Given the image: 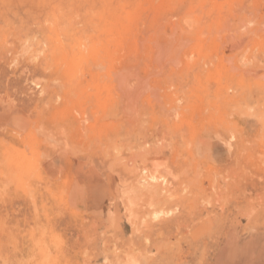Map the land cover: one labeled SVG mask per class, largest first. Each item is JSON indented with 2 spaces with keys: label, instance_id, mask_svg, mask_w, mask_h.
Segmentation results:
<instances>
[{
  "label": "rangeland",
  "instance_id": "1",
  "mask_svg": "<svg viewBox=\"0 0 264 264\" xmlns=\"http://www.w3.org/2000/svg\"><path fill=\"white\" fill-rule=\"evenodd\" d=\"M0 264H264V0H0Z\"/></svg>",
  "mask_w": 264,
  "mask_h": 264
},
{
  "label": "bare ground",
  "instance_id": "2",
  "mask_svg": "<svg viewBox=\"0 0 264 264\" xmlns=\"http://www.w3.org/2000/svg\"><path fill=\"white\" fill-rule=\"evenodd\" d=\"M119 33V32H118ZM116 38H118V37H116ZM114 38H112V40H113ZM121 40V39H120ZM115 44H116V42H115ZM113 48V47H112ZM65 67V66H64ZM69 67L70 66H68V69H69ZM66 68V67H65ZM99 103V102H98ZM8 163V162H7ZM18 164H19V162H18ZM156 168V167H155ZM140 179V178H139ZM142 180V179H141ZM140 181V180H139ZM155 181V180H154ZM141 182V181H140ZM143 183V185L145 186V188H147V189H145V190H148L149 191V193L151 194H158V193H160L159 192V190H160V184H158V183H156V182H148L145 178L143 179V181H142ZM161 194V193H160ZM155 196V195H154ZM160 196V195H159ZM150 197V196H149ZM152 197H153V195H152ZM152 197H150V198H152ZM139 199V198H138ZM151 200V199H150ZM158 200V199H157ZM164 200V199H163ZM154 201V200H153ZM148 203V202H147ZM151 204H152V202H151ZM150 212V211H149ZM150 230V229H149Z\"/></svg>",
  "mask_w": 264,
  "mask_h": 264
}]
</instances>
